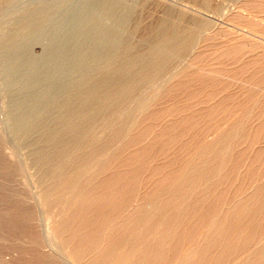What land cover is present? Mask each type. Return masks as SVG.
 <instances>
[{"label": "bare ground", "instance_id": "bare-ground-1", "mask_svg": "<svg viewBox=\"0 0 264 264\" xmlns=\"http://www.w3.org/2000/svg\"><path fill=\"white\" fill-rule=\"evenodd\" d=\"M3 1L0 0V4ZM66 1H56L53 5L49 4L50 0L49 3L44 2L50 6L40 2L43 7L33 4L35 11H31L33 8L28 9L29 12L25 11V15L21 13L22 17L21 15L19 18L16 17V21L8 31L0 27L7 31L0 36V54L5 53L0 59L3 61L1 63L14 66L18 62L17 55L15 56L17 48H21V43L25 44V41L38 35V31L46 29L50 20H54L51 16L53 17L54 14L57 16L61 11L57 14L54 12L59 6L62 8V4ZM70 1L73 0H69V5ZM101 1L98 0L101 4L110 0ZM150 1L147 0L148 3ZM213 1L218 3L221 0ZM223 1L222 3L227 2V0ZM98 2L95 1L100 8ZM122 2L124 4V1ZM144 2L142 5L145 4ZM154 2V5L158 4L157 1ZM211 2L205 0L207 4ZM231 3L230 8L228 3L226 4L228 8L222 13L234 30L218 29L224 33L222 34L212 29L215 37L210 33V37L206 35H208L207 30L215 27L216 23L201 17L195 18L197 21L192 24L195 20L193 16L191 25L185 23L190 19L182 20L184 22L181 24V20L180 23L173 22L168 19L169 16H159L160 19L155 18L158 20L155 23L152 21L153 24H147L148 26L142 24L145 28L143 26L144 30H140L145 31L148 38L151 37L153 45L151 43V47L147 49L145 48L147 46H141L146 43L140 44L138 41L140 44L138 46L147 51L138 52L136 56L134 54V58L131 57L133 60L124 62L126 64H122V67L121 64L119 68L116 65L114 72L109 69L111 71L107 70L108 72H105L107 74L100 78L95 79L94 76V80L92 81L93 78L89 80L91 83L89 82L78 95L76 94V97L74 94L70 96L75 98L68 101L70 97H66L68 99L65 100V104L59 103L64 106L59 107L61 113L59 115L57 113L56 116V118L59 116V120L56 119L59 124L57 130H49L50 132L44 134L45 145L40 152L36 151L39 153L35 157L36 164L35 161L33 164L38 168L39 176L36 180L39 185L35 181V186L38 185L40 190L37 187L36 191L39 192L35 197L31 194L33 191L29 192L32 188H28L31 182L27 181L29 183L27 187L17 179L18 175L19 178L21 176L26 178L23 174L28 172H25L27 165L24 163L23 166L22 162L18 163L20 160L16 161L15 156L7 149L6 144L4 145L2 135L0 136V264H264V0H231ZM109 5L111 6L110 2L106 7ZM160 5L163 6L161 3ZM203 5L206 6L204 3ZM167 6L162 7V10L168 8ZM94 8H97L96 5ZM219 8L215 13L221 9ZM105 9L106 12L108 7ZM171 10L176 13V10ZM122 12L124 14V10ZM167 12L163 14L167 16ZM179 12L182 14V11ZM104 13L102 12L103 16ZM108 13L109 17L114 16V13L110 15L109 10ZM185 14L187 15L186 11ZM58 15L61 18V15ZM88 15L93 17L94 14ZM139 15L136 14L134 17L138 16L141 19ZM95 17L91 22L100 18ZM123 18L118 19L122 21ZM115 19L114 21L118 20ZM73 20H77V17ZM64 21L61 20L62 23ZM134 21L133 23L138 20ZM103 22L101 26L105 24ZM117 22L121 24L120 21ZM93 23L88 24L91 27L87 29L84 27L85 30L92 28L91 33L89 31L85 34L88 35V39L100 38L102 34L100 26L94 29ZM111 23L116 22L111 21ZM119 23L115 26L120 28ZM72 25L74 24H70V27ZM130 25L133 28V24ZM96 26L98 24H95ZM117 27L114 29L117 30ZM56 28L58 31V27ZM204 29L206 33L202 38L203 32L201 35L198 33ZM223 30L228 35L226 40L216 41L215 38L217 40L220 38L219 35L216 36V32L225 35ZM114 31L112 34L110 32L111 35L108 34L110 41L103 43L104 47L106 45L109 48L113 41H117ZM128 31L132 32L129 29ZM238 32L242 33L238 34ZM97 34H100L99 37ZM237 34L241 36L238 37ZM62 35L61 38L64 36ZM196 35L199 38L201 36L202 40L199 44L204 47L197 45L198 48L202 47L207 50L204 54L205 52L208 54L204 55L202 52L203 57L200 55L201 57L198 58L199 53L196 52L197 59L194 54L195 58L188 57L191 58L188 61L187 56L184 59L181 55L185 49L194 46L195 42L197 44ZM53 39H56L54 35ZM58 42L60 43L61 40ZM131 45L130 49L135 51L137 45H134L135 47ZM121 47L119 48L123 50L124 47ZM72 48L74 49L75 46ZM189 50L191 54V49ZM209 50L213 52L209 53ZM100 51L102 50H99V53ZM121 51L119 49L120 54ZM60 52L64 54L63 49ZM183 53L185 54V51ZM110 54L112 56L111 51ZM129 54L130 51L127 56ZM50 56L53 57L51 54ZM81 57L77 58L82 60ZM89 58L88 61L92 59ZM115 59L117 60V57ZM111 61L108 60L106 65ZM122 61L118 62L123 63ZM112 65L115 64L111 63V67H114ZM108 66L111 68L107 65V69ZM7 67L9 68L8 65ZM37 70L40 72V68ZM5 76L4 78H7ZM71 76L69 77L72 78ZM65 78L68 80L67 77ZM39 81L42 82L40 79ZM27 85L29 86L28 82ZM140 87L146 89L147 93L141 94L142 92L138 91ZM46 107L48 106L45 105ZM28 108L33 109L29 106ZM34 110L33 113L36 112ZM26 111L29 112L27 109ZM100 115L106 116L104 121L102 119V126L99 124L103 128V135L98 134L100 128L97 131L95 130L97 127L94 128L95 121ZM25 118L28 116L24 117V120ZM21 120L20 122L23 123L24 120ZM30 174L31 172L28 173L29 177L32 176Z\"/></svg>", "mask_w": 264, "mask_h": 264}, {"label": "rangeland", "instance_id": "rangeland-1", "mask_svg": "<svg viewBox=\"0 0 264 264\" xmlns=\"http://www.w3.org/2000/svg\"><path fill=\"white\" fill-rule=\"evenodd\" d=\"M6 1V2H5ZM7 1H9V3L7 2ZM11 1V2H10ZM49 0H4L1 4H0V27H2L3 29H6L7 31H8V29H10V27L14 24V22L16 21V19L17 18H19V16L21 15V13H23L22 15H25L26 14V12L25 11H27V12H29V10L28 9H33V10H31V11H35V6H38V7H43L42 5H40V4H44V2H48ZM55 1V2H54ZM52 0V2L53 3H51V0H50V5L52 4H54V3H56V1L58 2V1H60V0ZM68 1V2H67ZM66 2H64V4H62V8H61V6H59V8L56 10V12H54V13H56L57 14V12H59V11H61V12H59L58 14H62L61 15V18L59 17V15L57 14V16L54 14H52L53 15V17L51 16V18H54V20L53 19H51L50 20V22L48 23V25L45 27L46 29H43L41 32H37L38 33V35L36 34V35H34V37L32 38V39H30V40H28V41H30L29 43H28V41H25V44H23V43H21L22 44V46L20 45V47L21 48H17V50H16V52H18L17 54H16V52H15V56L17 55V63L13 66V65H9V64H5V62L4 63H1V62H3V61H0V136L2 135V139H3V141H4V145L5 146H7V149L8 150H10L11 152H12V154L15 156V159H16V161L18 162L19 160H20V162H18L19 164H21V162H22V165L23 166H25L24 165V163L27 165V166H25V168H26V171L25 172H27V174L26 175H28V173L29 172H31V174L30 175H32V176H30L29 177V175L28 176H26L25 174H23L24 176L23 177H26V178H22V176L19 178L18 176H17V179H19V181L21 182V183H25L26 184V186L28 187L29 185H30V187H28L27 188V190H29V192L31 193L32 191V196L33 197H35V194L37 195V192H39V190H40V187H38V182H37V178H38V168H37V165L35 166V164H36V160H37V158H35V157H37V154L40 152V149L42 148V146L43 145H45V135L44 134H46L49 130H51V131H54V130H57L56 128H57V126L59 125L58 124V122H57V120L56 119H58V117L56 118V116H57V113H58V115L61 113V108H59V107H62V106H64V104H65V102L67 101V99L70 97V96H73L72 94H74V96L76 97L77 95H78V93L80 92V91H82L86 86H87V84H89V82L91 83V81H89V80H91L92 78V81L94 80V76H95V79H97L96 77H102V75L104 76V75H106L105 74V72H108L109 71V69H112V72H114V70L113 69H116V65L118 66V68L120 67V65L119 64H121V67L124 65V64H126L128 61H130V60H133L132 58H134V56H136L137 55V53L139 52V53H144L145 51H147L145 48H147L148 49V47H151V43H152V45H153V42H151V37H149L148 38V36H147V33L145 32V31H143L144 30V28H145V26H148L149 25V23H151L152 21L155 23L156 22V20H158V19H160V17H168V19H170L171 21H173V22H176V21H179V23H180V20H181V24L184 22V21H188L189 19V21L188 22H185L186 24H189V25H191V23L190 22H192V20H193V16H194V19L196 18V19H199L200 17L201 18H204V19H208V20H210V21H212V22H215L216 23V25H215V27H213V28H211L210 30H207L208 31V35H206V37L207 36H209L210 37V34H211V36L212 37H215L214 35V30H217V31H220V30H222L223 28H224V30H225V28H226V30L229 28H231L230 30H234L232 27H231V25H229L228 23H227V21H226V18L224 17V14L223 13H225L226 12V9L228 8V6L231 4L232 5V3H231V0H227V2H225L226 0H224L223 2H225V3H222V0L220 1V0H216L217 2L218 1H220V2H218L219 4H221V6L218 4V3H216V2H214L213 0H211L212 2H211V4H207V3H205V0H199L200 2L202 1V3H200L198 0H160V1H158V0H151L150 1V3H148L149 2V0H148V2H147V0H146V2H144L145 0H142V1H140V0H137L136 2H135V0H126V2H125V0H118V2H117V0H110L109 2H110V4H111V6L109 5V6H107L108 7V9H107V7H106V5H108L109 4V2L107 1V3H106V1L105 0H102V1H105V2H103L102 4H104V5H102L101 3H99L98 2V0H73V1H70V5H69V0H67ZM87 1V2H86ZM95 1H97L98 2V4L100 5L99 7L100 8H98V5H97V3H95ZM101 1V2H102ZM111 1H113L114 2V4H115V6H118V8L117 7H115L114 6V4H113V2H111ZM119 1H120V3H122V6H120V3H119ZM122 1H124V4L126 5H128L129 6V8H128V6L126 7L124 4H123V2ZM154 1H157L158 2V4H159V6H157L158 4H156V5H154ZM161 1H163V2H161ZM174 1V2H173ZM186 2V3H184V2ZM195 1V2H194ZM40 2H42V3H40ZM91 2V3H90ZM116 2V3H115ZM148 3L149 5H151V6H148V4L147 5H145V4H143L144 5V8H143V5H142V3ZM156 2V3H157ZM170 4H169V3ZM182 2V3H181ZM230 2V3H229ZM5 3V4H4ZM48 3H46V4H44L45 6H50ZM66 3V4H65ZM87 3H89V4H87ZM93 3V4H92ZM160 3L161 4H163V6L162 5H160ZM172 3V4H171ZM196 3V4H195ZM203 3L206 5L205 7H204V5H203ZM216 3V4H215ZM228 3V6L226 5ZM33 4H35V6L33 5ZM86 4V6H84ZM112 4H113V6H112ZM119 4V5H118ZM136 4H139V5H136ZM200 4H202V5H200ZM226 6H225V5ZM4 6V8H3V6ZM30 5H32V6H30ZM40 5V6H39ZM67 6V8H66V6ZM88 5V6H87ZM90 5V6H89ZM95 5H96V7L97 8H94L95 7ZM132 5H134V7H132ZM141 5H142V8H141ZM167 5H169V7L167 6ZM177 5V6H176ZM191 5V6H190ZM196 5V6H195ZM198 5H200V6H198ZM213 5H214V7H215V9H214V7H213ZM216 5V6H215ZM230 5V6H231ZM63 6H64V8H63ZM93 8H92V7ZM101 6H103V7H101ZM125 6V7H124ZM147 6V7H146ZM155 6H157V8L155 7ZM164 6H167L168 8H171L172 6V8L171 9H174V10H176V13L174 14V12L175 11H173V10H171V9H168V8H163V10H162V7H164ZM219 6H220V8L222 9H225V10H221L220 8H219ZM222 6H224V7H222ZM230 6H229V8H230ZM32 7V8H31ZM80 7V8H79ZM82 7V8H81ZM89 7V8H88ZM113 8V10L112 9H110V8ZM121 7H122V9L124 10V14H123V10L121 9ZM150 7H151V9H150ZM154 7L156 8V9H154ZM159 7V8H158ZM204 8V9H201V8ZM211 7H213V8H211ZM217 7V8H216ZM77 8V9H76ZM79 8V9H78ZM102 8H103V10H102ZM107 10H106V9ZM120 8V9H119ZM128 8V9H127ZM134 9L133 11H132V9ZM147 8V9H146ZM184 8V9H183ZM220 9V10H218V12L217 13H215V11L217 10V9ZM37 9V8H36ZM64 9V10H63ZM70 9V10H69ZM88 11H86V10ZM104 9L106 10V12L104 11ZM118 9V10H117ZM130 9V10H129ZM150 9V10H149ZM167 11H169V10H171V11H169V12H167ZM207 9V10H206ZM210 9V10H209ZM214 9V12L212 11ZM67 10V11H66ZM69 10V11H68ZM77 10V11H76ZM84 12H83V11ZM89 10H90V12H89ZM94 10H95V12H94ZM101 10V11H100ZM108 10H109V12H111L110 13V15L112 16V13H114V11H116L115 13H114V16L116 15V17H109V13L107 14V12H108ZM120 10H122L121 12H120ZM145 10V11H144ZM148 10V11H147ZM200 10V11H199ZM63 11V12H62ZM71 11H73V12H71ZM80 11H81V13H80ZM92 11V12H91ZM120 12V16L118 15V13ZM126 11H128L129 13H127ZM136 11H137V13H136ZM179 11H182V14H180V12ZM185 11L187 12V15L185 14ZM190 11V12H189ZM207 13H206V12ZM80 13V15H78V13ZM98 12H101L100 14L98 13ZM102 12L104 13H106L107 15H105V13H104V16H103V14H102ZM145 12H147V13H145ZM159 12V13H158ZM166 13L167 12V16H165V14H163V13ZM170 12H172V14H170ZM211 12V13H210ZM221 12V13H220ZM223 12V13H222ZM19 13V14H18ZM84 13V14H83ZM85 13H86V15H85ZM94 14L93 15V17H88L89 15L88 14H90V16H92L91 14ZM100 15H98V14ZM134 13H136V14H140L141 16L143 15L144 16V18H143V16L141 17L140 15H139V17L141 18V19H139L138 18V16L137 17H134L133 16V14ZM151 13V14H150ZM193 13H195V14H193ZM214 13V14H213ZM218 13H220V14H218ZM72 14V15H71ZM75 14V15H74ZM131 14H132V16H131ZM157 15V16H154V15ZM183 14L185 15V16H183ZM208 14V15H207ZM210 14V15H209ZM217 14V15H216ZM12 15H14V16H12ZM22 15L20 16V17H22ZM64 15V16H63ZM85 15V16H84ZM95 15L97 16V17H95ZM173 15H175V16H178V17H182L183 19H178V17H175V16H173ZM192 15V16H191ZM12 16V17H11ZM71 16V17H70ZM82 16V17H81ZM102 16V17H101ZM107 16V17H106ZM160 16V17H159ZM191 18H190V17ZM17 17V18H16ZM57 17H59L60 18V20H59V18H57ZM66 17L68 18V19H66ZM76 17H77V20H73V19H76ZM79 17V18H78ZM81 17V18H80ZM87 17V18H86ZM99 18V19H97V20H94L93 22H95V21H98V22H103V23H105V24H102V26H101V23H95L96 25L98 24V26H96L95 27V24L93 23V22H91L93 19L92 18ZM108 17H109V19H108ZM122 17H124L123 19H122V21H123V25H124V27H123V25H122V21L121 20H119L118 18H122ZM131 17H133V18H131ZM157 17H159L158 19H156L155 20V18H157ZM175 19H173V18ZM219 17V18H218ZM223 19H222V18ZM12 18L14 19V20H12ZM57 18V19H56ZM64 18V19H63ZM71 18H73V19H71ZM88 18H91V19H89L88 20ZM106 18V19H105ZM111 18V19H110ZM115 18H117V19H115V20H117V21H120L121 22V24L119 23V22H117V21H114V19ZM149 18V20H147ZM80 19H83V20H80ZM87 19V20H86ZM125 19H127L126 20V23H125ZM133 19V20H132ZM143 19V20H142ZM162 19V18H161ZM185 19V20H184ZM187 19V20H186ZM193 20L194 22H192V24L193 23H195L197 20ZM218 19V20H217ZM10 20H12V21H10ZM61 20L62 21H64L63 23L61 22ZM80 20V21H79ZM101 20V21H100ZM106 20H108V21H106ZM112 22H116L115 24H120L119 26H120V28H122V29H120L119 27H117V25L115 26V24L114 23H111V21ZM129 20H132V22L131 21H129ZM136 20H138V21H136V22H139V23H137L138 24V26H135V25H137L136 24V22L135 21ZM182 20H184V21H182ZM223 20V21H222ZM10 21V22H9ZM85 21V22H84ZM90 22V23H93L92 25L94 26V29H97V28H99V26H100V29H102V31H105V32H100V33H102L101 35H100V38H97V39H94V38H89V39H91V40H89L88 39V35H85L86 34V32H89L90 30H89V28H88V30H85V28L87 29V27H89L90 25H88V24H90V23H88V22ZM133 21L135 22V23H133ZM52 22V23H51ZM72 22V23H71ZM82 22V23H81ZM84 22V23H83ZM143 22V23H142ZM7 23H8V25H7ZM65 23V24H64ZM68 23V24H67ZM74 24V25H72L71 27H70V24ZM130 23L131 24H133V28L131 27V25H130ZM219 23L221 24V25H219ZM224 23V24H223ZM226 23V24H225ZM53 24V25H52ZM63 24L65 25V26H63ZM108 24H110V25H108ZM113 24V25H112ZM128 24V25H127ZM141 24V25H140ZM142 24H146L145 26H144V28H143V26H142ZM148 24V25H147ZM151 24H153V23H151ZM6 26V27H4V26ZM76 25V26H75ZM78 25V26H77ZM80 25H81V28H80ZM86 25V26H85ZM217 25H219V26H217ZM67 26H69V27H67ZM92 26V27H93ZM110 26H112V27H110ZM56 27H58V31H57V28ZM67 27V28H66ZM73 27H76V28H73ZM77 27H78V29H79V31H78V29H77ZM85 27V28H84ZM91 27V26H90ZM104 27V28H103ZM106 27H108V28H106ZM115 27H117L118 29V31L117 30H115L114 28ZM128 27V28H127ZM139 27V28H138ZM219 27V28H218ZM2 28H0V36H3L7 31L6 30H3ZM53 28H54V30H53ZM64 28H65V31H63L64 30ZM84 28V29H83ZM131 28V29H130ZM216 28V29H215ZM49 29V30H48ZM70 29H71V31H70ZM83 29V30H82ZM106 29V30H105ZM111 29H113L112 31H117L118 32V34H116L117 32H115L114 31V34H115V40H117V41H113V43H112V45L108 48V47H106V45H105V47H104V45H102L103 43L105 44V43H107V41H110V38H109V35L108 34H110V32H111V34H112V31H111ZM128 29L130 30V31H132V32H134V33H132V32H130L129 33V31H128ZM135 30V31H133V30ZM140 29H143V30H140ZM212 29H214L213 31H212ZM218 29H220V30H218ZM76 32H75V31ZM81 30V31H80ZM123 32H122V31ZM136 30H137V32H136ZM223 30V31H224ZM143 31V32H142ZM210 31H212V32H210ZM237 31H241V30H239V29H237ZM51 32V33H50ZM68 32V33H67ZM70 32H71V34H70ZM72 32H74L73 34H72ZM80 32V34H78ZM121 34H120V33ZM140 32V33H139ZM145 32V33H144ZM202 32H203V34H202ZM221 32V31H220ZM225 32V35H226V37H225V35H221V33L219 34V33H217L216 32V36L217 35H219L220 36V38H218L219 40H217V38H215L216 39V41H219V42H222V41H224V39L226 40V38H227V34H226V31H224ZM49 33V34H48ZM53 33V34H52ZM65 33H67V34H65ZM77 34V36H76V34ZM84 33V34H83ZM90 33H91V31H90ZM123 33H124V35H123ZM132 33V35H130V36H128L129 34H131ZM142 33H144V34H146V35H144V34H142ZM204 33H206V31H205V29L204 30H202L201 32H199L198 34L199 35H201L202 36V38L205 36L204 35ZM210 33V34H209ZM227 33H228V31H227ZM241 34L242 32H238V34ZM61 34H63L62 36H63V38H64V41H63V38H61ZM88 34V33H87ZM110 34V35H111ZM120 34V35H119ZM135 34V35H134ZM141 34V35H140ZM222 34H224V33H222ZM237 34V36L238 37H240L241 35H238ZM40 35V36H39ZM44 35V36H43ZM51 36V38H50V36ZM53 35H54V38H56V39H53ZM58 37H56V36ZM69 35V36H68ZM75 35V36H74ZM84 35V36H83ZM90 35V34H89ZM99 35L97 34V36L99 37ZM106 35H108V36H106ZM119 35V36H118ZM123 35V36H122ZM126 35V36H125ZM36 36H38V38L36 37ZM72 36H73V38H72ZM80 36V37H79ZM82 36V37H81ZM96 36V37H97ZM121 36V37H120ZM137 36L139 37V39H137ZM142 36H143V38H146V39H143L142 38ZM201 36H200V38H199V36L198 35H196L195 36V40L196 41H198L197 42V44H196V42H195V45L194 46H191V47H188L187 49H185L184 51H185V54L182 52V55H181V57L182 58H186L185 56H187V58H186V60H190L191 58H188V57H192V58H195L197 55H196V52H197V54H198V58L199 57H203V55H201L202 54V52H203V54H204V51H207V50H204L203 48V46H202V44H199V41L200 40H202V38H201ZM219 36H217V37H219ZM221 36H224V38L223 37H221ZM43 37V38H42ZM45 37V38H44ZM68 37H71V38H68ZM86 37V38H85ZM102 37H104V38H102ZM117 37V38H116ZM118 37H120V40L118 39ZM132 39V40H130V38ZM37 38V39H36ZM41 38V39H40ZM66 38V39H65ZM83 38V39H82ZM109 38V39H108ZM43 39V40H42ZM73 41H72V40ZM78 39H80V40H78ZM106 39H108V40H106ZM123 39V40H122ZM128 39V40H127ZM135 39V40H134ZM148 40L147 42H145V41H143V40ZM41 40V41H40ZM53 40V41H52ZM59 40H61V42L63 43H59L58 41ZM78 40V41H77ZM82 40V41H81ZM94 40H96V41H94ZM142 42H141V41ZM70 42V44H69V42ZM72 41V42H71ZM75 41H76V43H75ZM86 41V42H85ZM99 41V42H98ZM127 41V42H126ZM128 41H131L130 43L128 42ZM138 41L140 42V44L141 43H143L144 42V44L146 43V45H144L143 46V44L141 45L142 47H145V46H147V47H145L144 49H145V51L143 50V49H141L142 47H139L140 46V44L138 43ZM38 42V43H37ZM135 42V43H134ZM136 42H137V44H136ZM49 43V44H48ZM73 43V44H72ZM86 43V44H85ZM87 43H88V45H87ZM91 43H95L94 45L93 44H91ZM150 44V46L148 45V44ZM47 44H48V46H47ZM59 44H61V45H59ZM66 44V45H65ZM71 44H72V46H71ZM82 44V45H81ZM83 44L85 45L84 47H83ZM101 44V45H100ZM132 44V45H131ZM29 47H28V46ZM56 45H57V47H56ZM69 45V46H68ZM91 45H93V46H91ZM126 45V46H125ZM128 45V46H127ZM130 45L132 46V47H135L136 45L138 46V49L140 50V51H142V52H140L138 49H137V46L134 48V49H136L135 51L134 50H131L130 48ZM135 45V46H134ZM202 46L201 48L199 47L198 48V46ZM33 46V47H32ZM51 46V47H50ZM59 46V47H58ZM61 46H63V48L61 47ZM73 46H75V48L73 49L72 47ZM76 46L78 47L77 49H76ZM87 46V47H86ZM91 46V47H90ZM108 46V45H107ZM121 46H123L124 47V49L122 50L121 48ZM32 47V48H31ZM48 47H50V48H48ZM65 47V48H64ZM68 48V51H67V48ZM83 47V48H82ZM93 47V48H92ZM99 47V48H98ZM119 47H121V48H119ZM195 47V49H193ZM25 48V49H24ZM53 48V49H52ZM58 48V49H57ZM63 49V51H64V54H63V52H60V50L62 51V49ZM69 48L71 49V50H69ZM80 48H82V49H80ZM85 48H86V50H85ZM90 48H92V49H90ZM103 48H105L106 50H104ZM112 50H111V49ZM113 48H115V50L113 49ZM197 48V49H196ZM28 49H29V51H30V53H29V51H28ZM31 49V50H30ZM44 49V50H43ZM60 49V50H59ZM119 49H120V51H121V54H120V52H119ZM125 49H127V51L125 50ZM189 49H191V54L193 55H191L190 54V50ZM198 49H200V50H198ZM53 50H55V51H53ZM59 52H58V51ZM74 50V51H73ZM85 51V53L83 52V51ZM92 50V51H91ZM97 50V51H96ZM99 50H102V51H100V53L102 54H100L99 53ZM113 50H114V52H113ZM189 52H188V51ZM195 50H197V51H195ZM25 51V52H24ZM47 51V52H46ZM77 53H76V52ZM87 51V52H86ZM94 51V52H93ZM103 51H105L104 53H103ZM110 51H111V53H112V56H111V54H110ZM116 51V52H115ZM125 51V52H124ZM129 51H130V56L128 55L127 56V54L129 53ZM135 52V53H133V52ZM189 53H187V52ZM213 52V50H209L208 52L210 53V52ZM1 52H2V50H1ZM31 52H32V55H30L31 54ZM52 52V53H51ZM54 52V53H53ZM56 52V53H55ZM75 52V53H74ZM98 52V53H97ZM119 52V55L117 54ZM127 52V53H126ZM29 55H28V54ZM68 55H67V54ZM81 53V54H80ZM82 53H84V54H82ZM95 53H97V54H94ZM133 53V54H132ZM3 54L5 55V53H1L0 55H1V57H0V59L2 58V56H3ZM50 54L51 55H53V57L55 56V58H53L52 56H50ZM80 54V55H79ZM92 54H93V56H92ZM106 54H110L109 56H111V57H113V58H111V57H109V56H107ZM132 54V55H131ZM135 54V55H134ZM194 54H195V57H194ZM208 53H206L205 52V54L204 55H207ZM45 55H47V56H45ZM59 55V56H58ZM72 57H70V56ZM79 55V56H78ZM84 55V56H83ZM134 55V56H133ZM191 55V56H190ZM201 55V56H200ZM27 56V57H26ZM42 56H44V57H42ZM49 56V57H48ZM62 56H63V58H62ZM82 56V57H81ZM86 56V57H85ZM89 56H90V58H92V59H90L89 58ZM92 56V57H91ZM114 56H116L117 57V60L119 61V62H121L122 60H125V61H122L123 63H119L115 58L116 57H114ZM47 57V58H46ZM59 57H60V59H59ZM65 57V58H64ZM77 57H81L82 58V60L81 59H79V58H77ZM132 57V58H131ZM197 57H196V59H197ZM35 58H37V60L35 59ZM43 58V59H42ZM50 58V59H49ZM58 58V59H57ZM67 58H68V60H67ZM72 59V60H70V59ZM88 58L90 59L89 61H88ZM110 58V59H109ZM124 58V59H123ZM27 59V60H26ZM46 59H48V61L46 60ZM62 59V60H61ZM86 60L85 62H84V60ZM41 60V64L39 63V61ZM43 60H45V62L43 61ZM65 60V61H64ZM69 60H70V62H69ZM77 60V61H76ZM79 60V61H78ZM109 60V61H111V60H113V61H111L110 62V64H109V62H108V64L107 65H110V67H111V63L112 64H115V65H112V66H114V67H111V68H109V66H108V69H107V65H106V63H107V61ZM56 61V62H55ZM76 61V62H75ZM81 61V62H80ZM99 61V62H98ZM106 61V62H105ZM36 62V63H35ZM43 62V63H42ZM58 62V63H57ZM88 64H87V63ZM115 62H117L118 64H116ZM124 62H126V63H124ZM19 63V64H18ZM31 63V64H30ZM51 63H53V64H51ZM55 63H56V65H55ZM61 63V64H60ZM64 63V64H63ZM67 65H66V64ZM79 64V66L77 65L76 66V64ZM84 63H86V64H84ZM93 63V64H92ZM2 64H4V65H2ZM28 64V65H27ZM30 64V65H29ZM58 64V65H57ZM70 64V65H69ZM74 65V67H73V65ZM123 64V65H122ZM7 65L9 66V68H11V69H9L8 67H7ZM18 65H20V67H18ZM34 65V66H33ZM40 65V66H39ZM46 65H47V67H46ZM62 65V66H61ZM82 65V66H81ZM87 65V66H86ZM7 68H6V67ZM13 66V67H12ZM23 68H22V67ZM29 66V67H28ZM31 66V67H30ZM36 66V67H35ZM50 66H51V68H50ZM101 66V67H100ZM103 66H104V69H102L103 68ZM33 67H35V68H33ZM56 67V68H55ZM62 67H64V68H62ZM68 67V68H67ZM76 67V68H75ZM80 67V68H79ZM91 67V68H90ZM97 67V68H96ZM40 68V72H39V70H37V69H39ZM66 68V69H65ZM88 68V69H87ZM28 69V70H27ZM31 69V70H30ZM50 69V70H49ZM53 71H52V70ZM72 69V70H71ZM74 69H76V70H74ZM80 69V70H79ZM90 69V70H89ZM97 69H99V70H97ZM103 70V73H102V70ZM2 70V71H1ZM14 70V71H13ZM69 70V71H68ZM86 70V71H85ZM93 70V71H92ZM108 70V71H107ZM16 71V72H15ZM27 71V72H26ZM29 71V72H28ZM30 71H32V72H30ZM33 71H34V73H33ZM35 71H36V73L38 74V76H37V74L35 73ZM44 73H43V72ZM48 71H50V72H48ZM65 71V72H64ZM71 71H73V72H71ZM81 71V72H80ZM99 71V72H98ZM100 71H101V73H100ZM111 71V70H110ZM109 71V72H110ZM39 72V73H38ZM64 72V73H63ZM98 72V73H97ZM2 73V74H1ZM24 73V74H23ZM28 73V74H27ZM32 73L34 74V75H32ZM45 73H46V75H45ZM57 74V76H55L56 74ZM69 75H68V74ZM78 73V74H77ZM81 73V74H80ZM86 73V74H85ZM96 73V74H95ZM101 74V76H98V75H100ZM13 74V75H12ZM31 74V75H30ZM50 74H52V76L50 75ZM77 76H76V75ZM6 75V76H5ZM16 75H17V78H16ZM20 75V77H18ZM45 75V76H44ZM49 75H50V77H49ZM65 75V76H64ZM66 75H68V76H66ZM70 75H72L71 77L72 78H70L69 76ZM76 77H75V76ZM80 75V76H79ZM97 75V76H96ZM4 76L5 77H7V78H4ZM9 76V77H8ZM11 76V77H10ZM26 76V77H25ZM29 76V77H28ZM35 76V77H34ZM44 76V77H43ZM47 76H48V78H47ZM13 77H15V79H13ZM33 79H32V78ZM62 79H61V78ZM65 77H67V79L68 80H66V78ZM73 77H75V78H73ZM86 77V78H85ZM90 77V78H89ZM10 78H12V79H10ZM36 78H37V80H36ZM42 78V79H41ZM51 78V79H50ZM57 78V79H56ZM79 78H80V80H79ZM88 78V79H87ZM5 79V80H4ZM7 79V80H6ZM23 79V80H22ZM39 79L42 81V82H40L39 81ZM64 79L66 80V81H64ZM70 79V80H69ZM81 79H83V80H81ZM27 80V81H26ZM35 80H36V82H35ZM45 80V82H43ZM52 80V81H51ZM7 81V82H6ZM17 81H18V83H17ZM54 81V82H53ZM71 81V82H70ZM83 81H85V82H87L86 84H85V82H83ZM12 84H11V83ZM13 82H14V84H17V85H15L14 86V84H13ZM27 82H28V84H29V86L32 88H30L28 85H27ZM34 82H35V84L37 83V84H39V85H36L35 86V84H34ZM61 84H60V83ZM69 84H68V83ZM74 82V83H73ZM25 83H26V85H25ZM47 85H46V84ZM64 83V84H63ZM72 83V84H71ZM82 83V84H81ZM84 83V84H83ZM24 84V85H23ZM51 84V85H50ZM55 84V85H54ZM58 84V85H57ZM66 84V85H65ZM12 85V87L14 88H12V87H10ZM19 85V86H18ZM46 85V86H45ZM50 85V86H49ZM64 85V86H63ZM70 85V86H69ZM34 86V87H33ZM44 86V87H43ZM80 86V87H79ZM18 87V88H17ZM27 87H28V89H27ZM42 87V89H39V88H41ZM58 87V88H57ZM25 88V89H24ZM35 88H37L36 90H35ZM48 88H49V90H48ZM141 89H143V87H140ZM138 89V91L140 90V93L141 94H145V93H147V91H146V89L144 90H141V89ZM17 89V90H16ZM20 89V90H19ZM61 89V90H60ZM68 89V90H67ZM6 90H8V91H6ZM27 92H26V91ZM42 90V91H41ZM45 90V91H44ZM51 90V91H50ZM78 90V91H77ZM11 91V92H10ZM34 91V92H33ZM41 91V93H39ZM47 91H49V93L47 92ZM75 91V92H74ZM146 91V92H145ZM14 92V93H13ZM18 92V93H17ZM29 92L31 93V94H29ZM47 92V93H46ZM69 92V93H68ZM73 92V93H72ZM10 93H11V95H10ZM27 95H26V94ZM34 93V94H33ZM15 94H17L18 96H16ZM25 94V95H24ZM39 94V95H38ZM41 94H44V95H41ZM77 94V95H76ZM19 95H21L20 96V98L21 97H25L24 99L23 98H19ZM23 95V96H22ZM35 97H34V96ZM38 95V96H37ZM68 95V96H67ZM12 98H11V97ZM26 96H27V98H26ZM41 96V97H40ZM29 97V98H28ZM33 97V98H32ZM66 97H68V98H66ZM75 97H73V98H75ZM10 98H11V100H10ZM15 100H17V101H15ZM39 98V99H38ZM43 98V99H42ZM62 100H61V99ZM72 97H70V99H68V101H70L71 99H73ZM24 101H23V100ZM32 99V100H31ZM46 99V100H45ZM47 99H50L49 101L47 100ZM61 101H60V100ZM21 100V101H20ZM37 100V101H36ZM59 100V101H58ZM66 100V101H65ZM14 101V102H13ZM20 101V102H19ZM28 101V102H27ZM46 101H48V102H46ZM11 102V103H10ZM16 102V103H15ZM38 102V103H37ZM64 103V104H60L59 105V103ZM18 103H19V107H18ZM41 103H42V106H41ZM44 103V104H43ZM10 104V105H9ZM14 104H15V106H14ZM26 104V105H25ZM48 104V105H47ZM50 104V105H49ZM58 104V105H57ZM32 105V106H31ZM37 105H39V106H37ZM45 105L46 106H48V107H46L45 108ZM62 105V106H61ZM134 105V104H133ZM24 106V107H23ZM28 106L30 107V108H33V109H35L36 110V112H35V110H34V112L35 113H33L32 111H33V109L31 110V109H29L28 108ZM33 106H35V107H40L39 109L38 108H35V107H33ZM52 106H53V108H52ZM129 106V105H128ZM130 106H132V104L130 105ZM13 107V108H12ZM25 107H26V109L27 110H29V112L28 111H26V109H25ZM56 107V108H55ZM23 108V109H22ZM57 109H59V110H57ZM11 112H10V111ZM45 110V111H44ZM52 112H56V113H52ZM54 110V111H53ZM48 111V112H47ZM58 111V112H57ZM10 112V113H9ZM18 114H17V113ZM28 112V113H27ZM42 112H43V116H42ZM51 114H50V113ZM30 113V114H29ZM39 113V114H38ZM49 113V114H48ZM23 114V115H22ZM47 116H46V115ZM56 114V115H55ZM16 115V116H15ZM18 115H20V116H18ZM21 115H22V120H24V117H27L28 116V118H25V120H24V122L22 123V122H20V120H21ZM52 115V116H51ZM102 115V114H101ZM100 115V116H101ZM104 115H106V114H104ZM20 118H18V117ZM36 116H38V117H36ZM45 116V117H44ZM100 116L99 117H97V118H99L98 120H99V122H97V121H95V123H96V125L94 124V128L95 127H97V128H95V130L97 131L99 128V132H98V134H100V135H103V133H104V131L102 130L103 128H101V126H102V124H103V122H102V119H103V121L105 120V117L104 116H101V118H100ZM15 117V118H14ZM18 119H19V121H18ZM34 119V120H33ZM21 120V121H22ZM42 120V121H41ZM54 120V121H53ZM56 120V121H55ZM59 120V119H58ZM15 121V122H14ZM30 121H31V123H30ZM44 121H46V122H44ZM37 124H36V123ZM39 122V123H38ZM41 122V123H40ZM55 122V123H54ZM14 123V124H13ZM26 123V124H25ZM28 123V124H27ZM30 123V124H29ZM33 123H35L34 125H32ZM17 124V125H16ZM19 124V125H18ZM20 124H22V125H20ZM39 124H42V125H39ZM50 126H49V125ZM58 124V125H57ZM101 126H100V125ZM51 125H53L52 127H51ZM33 126V127H32ZM39 126V127H38ZM43 127V128H42ZM54 127V128H53ZM25 128V129H24ZM29 128V129H28ZM33 128V130H31ZM41 128V129H40ZM47 130H46V129ZM20 129V130H19ZM37 129V130H36ZM43 129V130H42ZM44 129H45V131H44ZM38 130H41V131H38ZM102 130V131H101ZM22 133H21V132ZM34 131H36V132H34ZM33 134H32V133ZM50 132V131H49ZM31 134H32V136H31ZM42 134V135H41ZM31 136V137H30ZM42 136V137H41ZM44 137V138H43ZM33 141H32V140ZM36 139V140H35ZM22 140V141H21ZM25 140V141H24ZM43 140V141H42ZM32 141V142H31ZM36 141V142H35ZM40 142H41V144H40ZM25 143V144H24ZM35 144V145H34ZM34 145V146H33ZM38 145V146H37ZM37 147V148H36ZM36 151H39L38 153L36 152ZM35 152V154H36V156H35V154H33ZM31 159H32V161H31ZM36 159V160H35ZM31 161V162H30ZM34 161H35V164H33L34 163ZM28 168V169H27ZM31 179L33 180V181H31ZM31 182V184L32 183H35V184H32V186H31V184H29L28 182ZM37 182V187L39 188V190H37L36 191V189H38L35 185H36V182ZM29 184V185H28ZM34 185V186H33ZM33 187H34V189H33ZM36 191V192H35ZM35 192V193H34Z\"/></svg>", "mask_w": 264, "mask_h": 264}]
</instances>
